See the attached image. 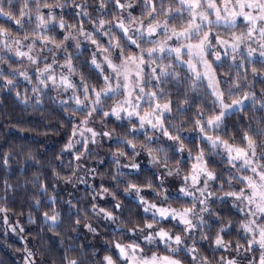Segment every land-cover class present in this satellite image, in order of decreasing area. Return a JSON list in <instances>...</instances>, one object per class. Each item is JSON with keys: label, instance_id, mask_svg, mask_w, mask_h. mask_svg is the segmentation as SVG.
<instances>
[{"label": "clouds", "instance_id": "clouds-1", "mask_svg": "<svg viewBox=\"0 0 264 264\" xmlns=\"http://www.w3.org/2000/svg\"><path fill=\"white\" fill-rule=\"evenodd\" d=\"M0 264H264V0H0Z\"/></svg>", "mask_w": 264, "mask_h": 264}]
</instances>
